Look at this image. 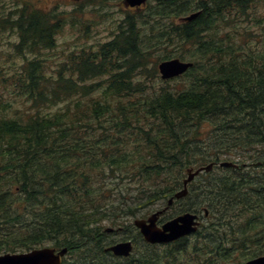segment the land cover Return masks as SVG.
<instances>
[{"label": "trees", "instance_id": "16d2710c", "mask_svg": "<svg viewBox=\"0 0 264 264\" xmlns=\"http://www.w3.org/2000/svg\"><path fill=\"white\" fill-rule=\"evenodd\" d=\"M153 2L53 67L77 9L0 7V252L65 246L62 264H243L264 253V16L252 14L264 0ZM159 45L192 67L161 80L143 50ZM224 159L240 166L201 183L215 228L200 240L91 261L108 255L105 223L126 227L124 214L181 189L188 167Z\"/></svg>", "mask_w": 264, "mask_h": 264}, {"label": "rangeland", "instance_id": "374dc122", "mask_svg": "<svg viewBox=\"0 0 264 264\" xmlns=\"http://www.w3.org/2000/svg\"><path fill=\"white\" fill-rule=\"evenodd\" d=\"M34 2L35 4L39 5L42 8H53L57 5V9L54 7V9L58 11H66L70 12L73 9H77V15H70L66 14L67 22L63 25V29L57 34L56 41L57 46L55 48V51H53L52 54L48 55V62L50 63V67H53L55 65L54 62H58L60 60V57H62L64 54L73 51V50H80L82 47L86 49V51H94L97 49L101 43L104 41H107L111 38L112 35H114V32L119 25V23L126 18L127 15H132L135 13H141L144 15L145 13L149 12V7H146L144 5L141 10L139 11H133L130 8H125L121 4V0H27ZM21 2V0H0V7H5L8 5H15L18 6V4ZM147 2H151V9L156 6V3L153 2V0H148ZM148 8V10H146ZM253 16L263 17L264 16V7L259 6L257 10H252ZM251 18V16H250ZM164 23H168L167 19H163ZM73 24H71V22ZM258 28V27H257ZM154 37L155 34L153 33ZM147 40L146 45H151L154 42L155 38H152L150 34L145 36L143 40ZM6 38H3L0 42V45H5ZM169 49H175L177 46H166ZM148 47L145 46L143 50L145 53L150 55L149 58L156 59L157 61L164 60V59H170L173 57H176V52H172L171 54H166V48H162V45L157 46L155 49H147ZM154 50V51H153ZM167 50V51H168ZM54 63V64H53ZM148 65H150V62H148ZM56 67V66H55ZM54 67V68H55ZM146 80V81H145ZM147 86H150L153 84L151 80H148L147 78L144 79ZM196 165V164H195ZM219 166H216L214 170L207 172L206 175L199 176V178H195L189 185V193L186 197L177 200L176 202L171 205L167 211H165L160 218L162 220L170 218L172 216H176L184 211H195L196 213L200 214L202 213V201L205 200V195L202 193L203 187L202 182L204 183L205 187L214 188L216 186V183L218 182L217 176L222 175L225 173L224 170L219 169ZM181 181V179H180ZM166 204V199L159 200L157 203L148 205L145 208H143L142 211L138 212L134 216H129L126 214L123 215V219H125L127 223V228L117 232L113 233H104V239L106 241L110 240H118L123 238H130L134 240V246L135 249L131 255L132 258L137 259L143 254H151L154 252H161L165 248V245L163 244H148L146 243L141 235L139 234L138 230L132 226L130 223L135 217H146L148 216L152 211L162 208ZM206 207V206H205ZM209 206H207L208 208ZM234 213V212H232ZM200 222H202L201 230L199 232L194 233L195 235H190L187 237V239L184 241L185 244H187L189 247L192 245L194 241L200 240L201 236L206 233L209 229H214L215 226H211V223L214 222L215 214L211 211H207L206 214L199 215ZM203 224L205 225L203 227ZM105 226H111L108 223H105ZM173 247V245H172ZM14 252H23V250L17 249ZM92 253V252H90ZM108 254V253H106ZM94 257V255H93ZM96 257V256H95ZM98 257H102L101 253L99 252ZM106 260H95L92 259L93 262H118L119 259L115 258L109 255H105ZM234 264L235 261H234Z\"/></svg>", "mask_w": 264, "mask_h": 264}, {"label": "water", "instance_id": "95a60500", "mask_svg": "<svg viewBox=\"0 0 264 264\" xmlns=\"http://www.w3.org/2000/svg\"><path fill=\"white\" fill-rule=\"evenodd\" d=\"M145 0H124V4L135 6L140 5ZM197 12H194L188 16L183 17L184 20L193 18ZM192 66V62L180 60L179 58L167 59L159 62L158 69L161 78L168 79L179 76L186 72L189 67ZM221 165H231V162H221ZM213 163H208L205 166L199 167L194 171L191 168L188 169V175L184 179V186L193 178L194 175L201 170H210ZM186 193V188L175 193L174 197L179 198ZM172 202V198H169L168 204ZM163 210L153 212L147 218H136L133 224L139 228L140 232L144 236L145 240L150 243H166L177 238H180L191 231L196 229L197 221L196 214L186 212L179 214L166 222H163L160 226L157 225L159 214ZM110 230V229H107ZM115 255L126 256L130 253L132 245L130 241H121L113 244L108 248ZM67 252V248L63 247L59 250L51 246H43L40 248H34L26 252H5L0 253V264H61V257ZM245 264H264V255L252 258L246 261Z\"/></svg>", "mask_w": 264, "mask_h": 264}, {"label": "bare ground", "instance_id": "6f19581e", "mask_svg": "<svg viewBox=\"0 0 264 264\" xmlns=\"http://www.w3.org/2000/svg\"><path fill=\"white\" fill-rule=\"evenodd\" d=\"M196 11H197V10H196ZM196 11H195V12H196ZM64 247H65V246H64ZM67 249H68V248H67Z\"/></svg>", "mask_w": 264, "mask_h": 264}]
</instances>
